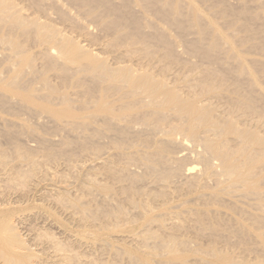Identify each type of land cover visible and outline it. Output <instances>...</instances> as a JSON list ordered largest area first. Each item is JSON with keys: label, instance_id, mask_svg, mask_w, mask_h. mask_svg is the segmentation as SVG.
<instances>
[{"label": "bare ground", "instance_id": "bare-ground-1", "mask_svg": "<svg viewBox=\"0 0 264 264\" xmlns=\"http://www.w3.org/2000/svg\"><path fill=\"white\" fill-rule=\"evenodd\" d=\"M65 1L74 10L61 0H0V108L29 115L51 136L21 119L0 117L15 160L0 155V193L27 198L38 186V167L61 158L71 171L67 162L74 151H84L86 174L75 193L44 196L80 232L74 239L67 233V241L37 235L34 244L50 250L45 263L18 237L11 223L15 209L5 207L2 197L1 264H105L78 250L83 246L109 250L111 258L121 255L127 264H148L86 227L104 225L113 232L128 220L127 208L145 211L147 202L172 197L201 206L184 212L196 238H215L208 216L218 212L219 203L262 214V81L256 76L262 68L251 71L193 0ZM256 1L264 14V0ZM214 2L216 16L228 18L226 26L260 46L258 16L245 0L238 9ZM169 29L183 49L174 45ZM187 35L195 37L188 41ZM40 151L45 154L35 156ZM261 214L247 215L262 221ZM151 237L127 236L141 247ZM153 244L183 262L175 241ZM210 256L215 264L230 262L213 248Z\"/></svg>", "mask_w": 264, "mask_h": 264}, {"label": "rangeland", "instance_id": "rangeland-1", "mask_svg": "<svg viewBox=\"0 0 264 264\" xmlns=\"http://www.w3.org/2000/svg\"><path fill=\"white\" fill-rule=\"evenodd\" d=\"M193 1L202 15L214 22L220 31L229 37V41L232 43L235 49L240 51L243 57L248 61V67L251 69V71L254 70L253 68H262V72L257 71L256 76L262 81V137H264L263 10L257 7L258 3L256 0H245L252 13L258 16L255 23L260 29L261 33L259 36L262 37V42L260 46H256V41L242 40L245 35L239 31L237 27L226 26L225 21L228 18L222 19L216 16L217 7H215V0ZM61 2L65 6L74 10V6H71L73 4H69L65 0H61ZM223 2L230 8L238 9L242 6V0H223ZM86 22L90 23L89 20ZM169 32L170 38L174 42V45L179 49H183L184 43L176 36L174 33L175 31L169 29ZM193 37H195V35H187L185 38L188 41H191ZM2 67L3 64H0V70ZM76 110L81 115H84L85 113L83 109ZM0 117L9 121H17L21 119L22 121H26L30 126L36 128L37 132L41 135L45 137H51L45 135L48 134V131L46 130L48 129L47 127L37 126L35 124V119L31 118L25 113H21L19 115L17 112L0 108ZM56 137L57 138L55 140H58L59 136ZM54 138L55 136L52 137V139ZM22 142L24 145L35 146L33 140L23 139ZM20 147H22V145ZM13 153V147L7 144L5 128L0 125V155H2L3 158L7 160V162H15ZM43 154H45V151H40L36 152L35 156L40 157ZM84 154V151H74V155L70 158V161L67 162V164L72 167L71 171L67 169L64 164V160L61 158H57L55 162H51L45 166L38 167V186L36 190L32 191V195L30 194L31 196H27V198L18 200L17 196L11 193H0V198L3 197V199L6 201L5 207L9 209H15L11 216V218H13V222L11 223L14 226L18 237L22 239L26 246L32 249L35 254L38 255V257L41 258L45 263L51 261L49 259L50 250H46V248L43 249V245H35L37 243V235L40 236L43 234H49L59 241H67L68 237H72V239H74L75 235H77V233L79 234L80 230L76 228V225L70 221V217L67 216V214L63 212L55 202L45 198L44 196L47 197V195L50 193H53L52 195L58 194L65 189H68L71 194L75 193L76 188L84 180L86 174V170L83 168L85 165V159L84 157H81ZM73 173L75 174V177L73 176ZM1 177L2 171L0 169V179ZM262 178H264L263 168ZM42 193L43 195L41 196L40 194ZM44 193L47 194L44 195ZM184 201V198L172 197L168 199L166 203H161L159 201H154L153 203L147 202L145 211L142 209L130 211L129 208H127L126 216L128 217V220L119 223L113 232L108 233L107 230L103 228L104 225L98 226L97 228L86 227V229L87 231H97V233L100 234L102 238H106L112 246L130 249L139 256H143L147 260L148 264H215L213 258L210 256V248L215 249V251L229 258V264L264 263L263 180L262 201H260V203H262V214L257 210H249V207L246 208L245 212L241 213L236 206L226 202L219 203L215 207L218 212L208 216L210 223L207 220V222L215 230L216 235L214 239L196 238L194 236L192 227L186 222L184 212L188 209L201 210L202 208L200 205H197V203H184ZM256 203H258V201ZM248 212L256 215L261 214L262 221L253 218L251 219L247 215ZM147 222H149L150 225L146 226L145 224H148ZM175 222H179L180 224L184 225V227L176 228L169 226ZM130 224H133V228L131 230L129 229ZM161 224L166 225L167 229L159 228V225ZM132 234H148L152 237L147 239V246L141 247L127 238V236ZM65 235L69 236L66 237ZM72 239L69 241H73ZM167 240H173L178 244V250L182 255V263H179L175 257L168 255L164 249L156 247L153 244L154 242H164ZM178 240H187V244L182 246L179 244ZM83 247H81L82 249L78 248V250L82 252L87 250V256L102 259L105 264H127L121 255L115 259L111 258L109 250L90 251L88 248L86 249L85 246ZM44 251H46L47 254H45ZM200 258L204 260L202 263L199 261ZM2 262L3 261L0 260V264Z\"/></svg>", "mask_w": 264, "mask_h": 264}]
</instances>
